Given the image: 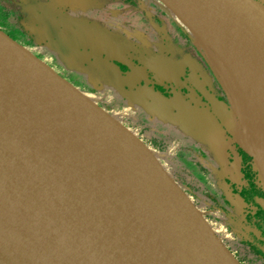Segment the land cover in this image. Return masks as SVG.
I'll list each match as a JSON object with an SVG mask.
<instances>
[{
  "label": "water",
  "instance_id": "95a60500",
  "mask_svg": "<svg viewBox=\"0 0 264 264\" xmlns=\"http://www.w3.org/2000/svg\"><path fill=\"white\" fill-rule=\"evenodd\" d=\"M158 1L208 49L228 104L195 85L221 126L246 140L264 190V144L243 126L223 73L238 96L252 89L209 42L264 67V0ZM204 16L205 39L192 27ZM0 264L241 263L154 152L0 29Z\"/></svg>",
  "mask_w": 264,
  "mask_h": 264
},
{
  "label": "rangeland",
  "instance_id": "374dc122",
  "mask_svg": "<svg viewBox=\"0 0 264 264\" xmlns=\"http://www.w3.org/2000/svg\"><path fill=\"white\" fill-rule=\"evenodd\" d=\"M19 1H22L20 13L23 14L21 25L24 31L30 33L31 29H34L32 32L34 33L38 29L31 37L35 43L33 41L26 42L28 39L22 38L21 30L11 25L18 12L17 7H14L9 0L10 4H6L5 9L1 8L0 10L1 29L46 65L52 67L55 72L84 96L94 101L98 107L113 116L137 138L153 141L146 144L140 139L161 159V164L166 171L187 192L189 198L192 201L193 199L197 201V208L205 218H208L214 232L233 256L246 247L261 244L259 230L244 232L233 223L227 224L228 221H225L227 213L208 209L212 200L206 194L220 187L227 190L224 184L225 176L222 174L223 171L216 174L214 171L206 169L207 167L202 165L205 163L199 159H195L196 162H193L192 152L194 151L203 154L205 158H211L209 161L213 165L223 167L228 164L230 150L234 153V157L238 158L234 143L239 144L249 154L246 140L237 137L233 140L228 139L226 131L212 116L208 108L205 113L200 109L195 110L185 102L180 104L175 100L169 103L162 93H158L147 85V72L152 69V65L157 73L162 72L160 76L163 78L164 73L168 80L178 82L181 81L180 73L189 67L188 63L179 64L180 62L175 63L170 60L161 62L155 55L142 50V46L134 42L137 39L139 43L145 45L147 40L137 33L140 32L141 27L137 17L132 13L120 15V10L117 7H112L113 5H108L105 8L103 3H97L95 0H79L77 3L83 9L94 10L85 15L82 14L86 17L78 19L77 23L66 24L68 19L65 18L62 11L58 10V7L54 6L52 2L54 0ZM143 6L148 8L149 16L154 15L151 11L160 9L173 21L170 30L172 32L174 30L176 33L178 27L189 38L158 0H144ZM27 12L31 14L29 18ZM94 12L98 13L92 15ZM99 13H101V17ZM136 13L138 14V11ZM155 16L150 20L154 25H158L156 23L160 21L155 19ZM127 19L131 24L128 27ZM105 20H107L106 23H104ZM109 21H120L121 26L117 30L108 28ZM166 29L168 30V27ZM174 35L175 40L178 39V36ZM80 38L82 45H79ZM195 43L200 44L201 42L196 41ZM195 48L198 50L196 46ZM203 48L205 52L202 51L209 57L208 49L205 46ZM171 49L172 47H170ZM142 52L145 53L142 54L140 64L133 63L132 61L137 59V55ZM198 52L201 54L199 50ZM205 56L203 58L210 66L214 80L220 84V77L215 75L211 64L207 61L208 57ZM119 64L124 66L127 71L122 70ZM203 74L206 76L207 72L204 71ZM214 80L212 79L211 82L213 83ZM231 98L240 114L241 110L238 104L232 96ZM98 99L105 104L100 102L98 104ZM146 120L148 127H144ZM218 158L219 162L214 160ZM198 165L202 168L199 169ZM234 167L237 171V165L234 164ZM230 192L231 190L228 191V199L232 197ZM235 204L241 205L239 201ZM238 215L237 212L232 214L235 218H238ZM229 216L231 215L229 214ZM249 228L251 227H247V229ZM261 252L259 248L254 247L252 257H243V262H245L243 264H264V256L261 255Z\"/></svg>",
  "mask_w": 264,
  "mask_h": 264
},
{
  "label": "flooded vegetation",
  "instance_id": "af4514ba",
  "mask_svg": "<svg viewBox=\"0 0 264 264\" xmlns=\"http://www.w3.org/2000/svg\"><path fill=\"white\" fill-rule=\"evenodd\" d=\"M10 3L17 7V14L15 17V21L13 24L16 28L21 30L22 38L28 39L26 42L34 41L32 39V34H34L38 29L35 30L31 29L30 33L27 31L25 32L22 28V13L21 12V2L19 0H9ZM24 1V0H23ZM79 0H54L52 1L54 6L58 7V10L64 13L66 19V24L71 22H78V19L84 18L82 14H87L92 12L94 9L85 10L81 7ZM97 3H103L105 8L108 5H113L112 7H117L120 10V15H125L126 13H132L134 16L137 17L138 24L140 27V32H137L139 35L144 36L147 40L144 43H139L136 39L134 40L135 43L142 46V50L148 52L152 55H155L158 60L169 62L174 61L175 63L180 62L179 64L188 63L189 67H186L184 71L180 73L181 81L174 82L172 80H168L167 76L162 72L157 73L151 66V70L147 72L148 76V84L149 88L157 91L158 93H162L163 97L168 100H176L178 103H184L187 105H191L195 108V110L200 109L201 112H205L208 108L211 110V105L208 104L206 98L200 93L197 86L195 85L196 79L203 83L206 87V90H209L212 95L216 96L221 101L228 104L227 96L224 90L221 88L220 84L214 80V75L211 71L210 66L206 63L203 56L198 52V50L193 45L192 41L183 34V32L176 28L178 31L175 33L170 30L172 20L168 18V16L160 11V9H155L151 11L154 13L155 19L160 21L159 23H155L158 25H154L150 20L153 16H149L147 7L143 6L144 0H95ZM8 0H0V10L1 8L5 9V5L8 4ZM9 3V4H10ZM98 5V4H97ZM96 5V6H97ZM128 9V11H127ZM126 10V12H124ZM138 11V14L136 13ZM145 11V12H143ZM3 13V12H2ZM98 12L92 13L95 14ZM140 13V15H139ZM28 18L31 16L29 12H27ZM101 17V13H99ZM94 18V17H93ZM92 18V19H93ZM154 19V18H152ZM1 20V19H0ZM1 22V21H0ZM107 20L104 21L106 23ZM110 26L108 28L111 29H118L121 26V22H113L109 21ZM112 22V23H111ZM129 19H127V27L129 26ZM131 25V24H130ZM1 26V25H0ZM133 27V26H132ZM161 27V28H159ZM168 27V30L166 29ZM1 29V27H0ZM3 31V29H1ZM161 31V32H159ZM5 32V31H4ZM178 36V39L175 40V35ZM8 35V34H7ZM9 36V35H8ZM11 37V36H10ZM13 39V38H12ZM37 47V46H36ZM170 47L172 49L170 50ZM37 48H44V47H37ZM38 51V50H37ZM139 53L137 55V59L132 61L133 63L140 64L139 61L142 59V54ZM120 65V64H119ZM162 65V64H161ZM122 70L127 71L124 66L120 65ZM162 71V70H161ZM204 71L207 72L205 76L203 73ZM146 76V77H147ZM214 80L212 83L211 80ZM144 83V82H143ZM179 98L180 100L176 99ZM105 102H101L98 99V104ZM184 107V106H183ZM204 110V111H202ZM141 117V116H139ZM146 125L144 127H148V121L146 120ZM143 127V125H140ZM225 130V129H224ZM226 131V130H225ZM228 139L233 140L235 139L234 136L229 134L227 131ZM160 135V134H159ZM142 141L147 143H152L153 141L148 140L145 141L143 138H140ZM234 148L237 150V159L234 157V153L230 150V157L228 160V164L223 167L215 166L209 161L211 158H205L203 154L199 152H192L193 155V162H196L195 159H199L201 162L205 163L202 164L206 166V169L214 171L216 174L218 172H222L225 176L224 184L227 187V190L223 189L222 187L218 189H213L212 192H208L206 195L211 198V203L208 205V209L211 211L220 210L224 213H227V224L233 223L237 227L241 228L244 232H250L254 229H257L261 232L260 242L261 244H257L255 246L251 245L250 247H246L243 251H238L235 253V258L243 264L245 262L243 257L247 256V258L252 257V253L254 252V247L259 248L262 252L261 255L264 256V208L261 206L260 201L264 200V190L260 186L259 183V173L254 168L253 158L247 154L239 144L234 143ZM234 149V151H235ZM219 162L218 159H214ZM210 162V163H209ZM196 165L195 163H193ZM234 164L237 165V171H235ZM199 166V165H198ZM216 167V168H215ZM202 167L199 166V169ZM205 170V169H204ZM221 174V173H220ZM203 176V175H202ZM231 190L230 195L232 196L228 199V191ZM239 201V204L236 205ZM193 202L196 205L197 201L193 199ZM237 212L238 218L232 216L233 213ZM229 214L232 216H229ZM231 217V218H230ZM230 218V219H229ZM208 220V218L206 217ZM212 220V219H211ZM209 222V220H208ZM247 227H251L247 229ZM254 234V233H253ZM257 256V255H255ZM258 257V256H257ZM249 260V259H248Z\"/></svg>",
  "mask_w": 264,
  "mask_h": 264
},
{
  "label": "bare ground",
  "instance_id": "6f19581e",
  "mask_svg": "<svg viewBox=\"0 0 264 264\" xmlns=\"http://www.w3.org/2000/svg\"><path fill=\"white\" fill-rule=\"evenodd\" d=\"M186 24L191 25L189 22H186ZM192 27L198 30L199 36L203 39H205V32H213L207 16L202 17L198 23ZM209 42L213 47L221 51L222 59L219 62L223 65L229 63V66L233 67L232 70L234 71L235 79L239 85L245 89H252L251 94H241L238 96L232 91L233 89L230 86L231 78L223 73L224 81L231 90V96L241 110L240 114L237 113L243 126L251 132L255 144H264V67L259 65L256 61L250 60L241 51L232 47L221 50L223 42H220L221 46L213 39L209 40Z\"/></svg>",
  "mask_w": 264,
  "mask_h": 264
}]
</instances>
